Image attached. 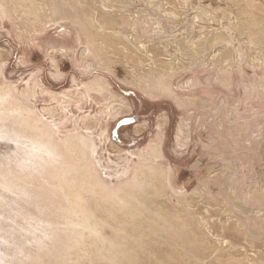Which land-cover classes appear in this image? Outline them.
Masks as SVG:
<instances>
[{"label":"rangeland","instance_id":"374dc122","mask_svg":"<svg viewBox=\"0 0 264 264\" xmlns=\"http://www.w3.org/2000/svg\"><path fill=\"white\" fill-rule=\"evenodd\" d=\"M259 3L0 0V264H264ZM75 138L139 199L64 212Z\"/></svg>","mask_w":264,"mask_h":264},{"label":"bare ground","instance_id":"6f19581e","mask_svg":"<svg viewBox=\"0 0 264 264\" xmlns=\"http://www.w3.org/2000/svg\"><path fill=\"white\" fill-rule=\"evenodd\" d=\"M61 141L64 144L66 151L71 155V160L74 163L73 172H71L69 177H62L60 171L54 176L57 185L62 190L63 202L66 203V206L62 205L64 212H67L70 215H83V211L79 205L81 199H79L80 196H78V193L80 192H78V190H82L84 186L92 195L91 197H93L94 194L96 197L99 196L100 200L113 199L125 202L129 197L134 198L135 200L139 199L143 189V184L140 179L141 170L136 171L133 180L134 182L130 183L131 187L128 189H121L120 192L122 195L119 196L113 188L102 185L98 173L92 167L91 161L89 163L88 157L84 153L88 152L86 151L88 145L86 141H77V138L73 140L61 139ZM78 168L80 170H78Z\"/></svg>","mask_w":264,"mask_h":264},{"label":"water","instance_id":"95a60500","mask_svg":"<svg viewBox=\"0 0 264 264\" xmlns=\"http://www.w3.org/2000/svg\"><path fill=\"white\" fill-rule=\"evenodd\" d=\"M134 122V119L133 118H124V119H122V120H120L118 123H117V125H116V128H115V130H114V132L112 133V138L114 139V140H116V138H117V129L119 128V127H121V126H124V125H128V124H131V123H133Z\"/></svg>","mask_w":264,"mask_h":264},{"label":"crops","instance_id":"0c3cea01","mask_svg":"<svg viewBox=\"0 0 264 264\" xmlns=\"http://www.w3.org/2000/svg\"><path fill=\"white\" fill-rule=\"evenodd\" d=\"M258 5H261L262 6L261 9H264V0H262V3H259Z\"/></svg>","mask_w":264,"mask_h":264},{"label":"flooded vegetation","instance_id":"af4514ba","mask_svg":"<svg viewBox=\"0 0 264 264\" xmlns=\"http://www.w3.org/2000/svg\"><path fill=\"white\" fill-rule=\"evenodd\" d=\"M118 130V129H117Z\"/></svg>","mask_w":264,"mask_h":264}]
</instances>
